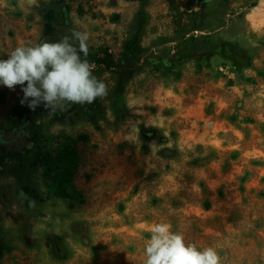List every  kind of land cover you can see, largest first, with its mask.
Returning a JSON list of instances; mask_svg holds the SVG:
<instances>
[{
	"label": "rangeland",
	"instance_id": "1",
	"mask_svg": "<svg viewBox=\"0 0 264 264\" xmlns=\"http://www.w3.org/2000/svg\"><path fill=\"white\" fill-rule=\"evenodd\" d=\"M73 31L106 97L50 115L0 85V264H143L158 222L264 264V0H0V58Z\"/></svg>",
	"mask_w": 264,
	"mask_h": 264
},
{
	"label": "clouds",
	"instance_id": "2",
	"mask_svg": "<svg viewBox=\"0 0 264 264\" xmlns=\"http://www.w3.org/2000/svg\"><path fill=\"white\" fill-rule=\"evenodd\" d=\"M88 40L87 32L73 31L58 41L20 44L0 58V85L9 90L19 86L22 106L31 111L42 106L50 115L72 104L103 99L108 94L107 84L93 74L95 65L81 58V54L87 55ZM171 229L167 222L152 225L143 264H219L214 248L199 250Z\"/></svg>",
	"mask_w": 264,
	"mask_h": 264
},
{
	"label": "trees",
	"instance_id": "3",
	"mask_svg": "<svg viewBox=\"0 0 264 264\" xmlns=\"http://www.w3.org/2000/svg\"><path fill=\"white\" fill-rule=\"evenodd\" d=\"M140 12H142V9H140ZM140 24H142L141 21H139ZM84 56L85 59H90L94 64L96 65H104L106 68L111 67L110 61L106 60L105 57L99 55L96 52H93L88 49L87 55L85 56L84 54H81ZM135 69H128V70H123L118 73V77L116 80V84L114 87V100H113V111L115 114L119 116H125L128 115V109L126 108V105L124 103V87L129 79V77L134 73ZM55 243L56 241L53 240ZM55 248L58 250L59 246H55Z\"/></svg>",
	"mask_w": 264,
	"mask_h": 264
},
{
	"label": "water",
	"instance_id": "4",
	"mask_svg": "<svg viewBox=\"0 0 264 264\" xmlns=\"http://www.w3.org/2000/svg\"><path fill=\"white\" fill-rule=\"evenodd\" d=\"M3 100V95H0V102Z\"/></svg>",
	"mask_w": 264,
	"mask_h": 264
}]
</instances>
